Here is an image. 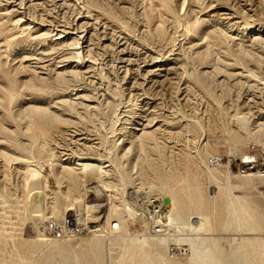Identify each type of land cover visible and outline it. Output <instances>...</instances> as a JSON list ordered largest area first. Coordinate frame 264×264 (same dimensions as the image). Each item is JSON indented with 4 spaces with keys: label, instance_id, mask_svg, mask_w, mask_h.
<instances>
[{
    "label": "rangeland",
    "instance_id": "obj_1",
    "mask_svg": "<svg viewBox=\"0 0 264 264\" xmlns=\"http://www.w3.org/2000/svg\"><path fill=\"white\" fill-rule=\"evenodd\" d=\"M33 106L60 119L26 116ZM143 127L158 128L144 149L132 137ZM245 153L256 162L242 166ZM85 156L99 158L102 171L80 170ZM63 164L84 173L89 203H103L99 220L80 223L101 229L106 258L109 241L114 257L131 243L113 239L109 207L118 206L131 236H150L142 204L164 195L149 186L166 173L181 193H195L187 188L195 183L206 199L217 193L202 216L209 241L230 253L241 237L264 239V0H0L1 264H75L56 254L44 260L36 236L60 240L46 223L77 214L65 211ZM37 168L46 178L32 198L29 169ZM226 181L238 189L222 188ZM231 193L258 208L261 229L223 227ZM196 217L176 225L187 231ZM90 234L67 240L81 251ZM171 247L183 259L188 245Z\"/></svg>",
    "mask_w": 264,
    "mask_h": 264
},
{
    "label": "bare ground",
    "instance_id": "obj_2",
    "mask_svg": "<svg viewBox=\"0 0 264 264\" xmlns=\"http://www.w3.org/2000/svg\"><path fill=\"white\" fill-rule=\"evenodd\" d=\"M34 114L40 115L41 118H49L50 125H54V122L60 119L58 115L53 114L48 108L33 106L30 107V109L26 112V116L29 117H33ZM37 127L42 129L45 126L43 122L39 120L37 122ZM157 130L158 128H134L132 131V137L134 138L133 143L138 139L140 148L144 149L143 147L151 146L152 142L155 140ZM77 135L79 136L81 134ZM84 139H87V137L82 136L77 138L76 140L79 141ZM133 143L128 148L127 152L133 148ZM254 157L255 156L252 154L245 153L240 157V164L244 167L251 165L256 162ZM80 159L88 160L78 162V165L81 166L79 168L80 170L88 167L92 171L94 169H99L100 171H102L103 165H101V163L98 161H94L99 160V158L94 156H85L80 157ZM146 160L147 159H144L145 162ZM76 169L77 168H74L70 165L63 164L58 172V174H60L61 176H66L70 181V184L64 192L65 201L68 202V204L65 205V211L69 212L75 209L77 212V214H71L67 217L74 218L77 223L85 222L87 219H98L101 216H96L95 212L98 209L100 210V207L103 205V203H89L88 200H86L87 190L82 182L84 173L82 171H77ZM29 171L30 175L33 177H31L33 180L30 184L31 190L34 192L32 193L31 197L36 198L39 196L40 188L43 187L42 183L44 181L42 182V180L46 177L41 179L43 177V173H41L40 168L29 169ZM173 178V174L166 173V175L162 178L157 177V179L159 180L158 183H150L149 187H154V189L159 190L160 193L164 194L163 196L153 197L149 196V194L147 193L148 196L145 197L146 200L144 201V204H142L145 207V210L155 211L158 214V218L155 220V222L146 221L145 215L142 214V220L144 221L146 230L150 232V236H144L142 238L131 236L130 228L126 223L125 217L122 216L118 206H116V204H113V206L109 207L110 209H108L109 212L106 216V221L109 223L108 230L111 232V234L113 233L115 236L118 235L113 239L123 240L127 242L129 240L131 242L129 245H125L124 247H122L124 251L122 250L121 252H119L117 257H114L111 246L114 242L109 241L110 244H108L107 247L108 256L106 258L105 248L101 244L102 234L98 233L101 229L98 226L91 224L89 226L92 227V229L89 231V233L92 234L89 235V238L86 237L85 240L80 242L78 246L80 247L81 251H77L75 247L71 246L69 240H67L73 239L78 235H66L64 237L55 236L56 238L61 239L50 240L49 238L45 237L42 230L38 229L39 232L36 235L38 236L37 242L43 243L45 246L44 249H46V251L48 252L47 255L44 256V260H48L50 255L56 254L62 255L67 262L72 257L75 264H88V259L93 260L94 264H105V262L106 264H264V239L262 238L254 236L241 237L240 244L235 246V248H233L230 253H227L220 246L219 242L215 243L214 240L209 241L210 238L208 236H205L208 221L203 220L202 216L206 211L214 207V204L216 203L217 193L215 196L211 195L212 197L206 199L201 192L200 185L198 183L187 185L188 190L189 188H195V193H181L182 191L179 192L175 190V185L167 186L168 180H173ZM223 187H225L226 190L232 187H235V190L238 189L236 188L238 186L231 185L229 181H226L222 188ZM42 191L44 190L41 189V193ZM240 195L242 194L237 195L236 193H231L227 195V213L229 212L232 215V221L224 224L223 227L229 229L233 225L236 231L261 229L262 213L258 210L257 207H254L249 200L243 199ZM37 209L38 207L35 210ZM60 212V209L53 211L55 216L61 214ZM193 213L198 214V216L201 218V221L196 217L197 219L191 221V225L187 228V231L184 230L180 225H176L180 223L182 219L188 218L189 220V216ZM41 220H36V227L40 225ZM149 223H152V225L150 226ZM155 223L161 224L163 228V231L161 233H157L155 231ZM235 239L236 237H233L234 241ZM169 242L170 245H168ZM184 243L188 245V247L183 249L182 247L184 246ZM171 245H176V248L183 249L179 251V255H183V259H179L175 256L177 251H171L173 249ZM188 252L189 254H187Z\"/></svg>",
    "mask_w": 264,
    "mask_h": 264
},
{
    "label": "built area",
    "instance_id": "obj_3",
    "mask_svg": "<svg viewBox=\"0 0 264 264\" xmlns=\"http://www.w3.org/2000/svg\"><path fill=\"white\" fill-rule=\"evenodd\" d=\"M150 221H154L158 218V214L155 211L148 210L145 215ZM90 225V224H89ZM88 224L77 223L74 218L66 217L64 220H51L46 224L47 233L56 237H64L66 235H80L85 232H89L92 227ZM154 229L157 233H161L163 228L160 223L154 224Z\"/></svg>",
    "mask_w": 264,
    "mask_h": 264
}]
</instances>
